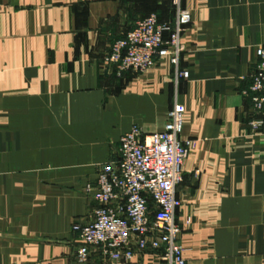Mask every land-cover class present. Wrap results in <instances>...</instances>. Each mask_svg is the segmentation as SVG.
Segmentation results:
<instances>
[{
  "label": "crops",
  "instance_id": "0c3cea01",
  "mask_svg": "<svg viewBox=\"0 0 264 264\" xmlns=\"http://www.w3.org/2000/svg\"><path fill=\"white\" fill-rule=\"evenodd\" d=\"M180 7L187 77L175 81L165 58L143 73L104 67L137 20H173L170 0H0V264H79L72 226L93 219L98 167L131 126L159 132L174 102L193 142L175 189L184 264H264V105L252 133L241 94L264 50V0Z\"/></svg>",
  "mask_w": 264,
  "mask_h": 264
},
{
  "label": "built area",
  "instance_id": "2783aa9c",
  "mask_svg": "<svg viewBox=\"0 0 264 264\" xmlns=\"http://www.w3.org/2000/svg\"><path fill=\"white\" fill-rule=\"evenodd\" d=\"M171 22H159L149 14L137 20L122 38L110 46L104 67L117 74L143 73L160 59L174 68V80L187 77L179 70L181 38L190 23L180 0H170ZM255 64L246 91L249 100L247 127L258 132L263 124L264 50L255 49ZM183 107L174 102L159 132L144 135L133 125L118 139L117 160L98 167L92 199L93 219L73 225L77 234L76 260L85 264L92 256L102 263H126L142 252H152L165 264H184L178 243L181 226L176 221L180 202L175 189L181 181V165L193 142L182 141ZM185 218L183 225L187 226Z\"/></svg>",
  "mask_w": 264,
  "mask_h": 264
}]
</instances>
